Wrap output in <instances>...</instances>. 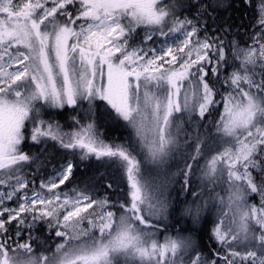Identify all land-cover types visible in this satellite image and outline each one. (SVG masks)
I'll return each instance as SVG.
<instances>
[{"label":"snow or ice","instance_id":"1","mask_svg":"<svg viewBox=\"0 0 264 264\" xmlns=\"http://www.w3.org/2000/svg\"><path fill=\"white\" fill-rule=\"evenodd\" d=\"M221 3L0 0V264H264V0L246 47L228 39L230 25L209 30ZM97 101L124 122L123 139L107 140L91 118ZM66 108L76 113L67 131L45 111ZM49 140L64 150L55 165L39 152ZM178 156L183 167L172 172ZM92 160L119 183L72 184ZM38 162L53 172L37 188L29 173ZM195 168L229 193L207 256L191 232L157 235L169 228L168 185L191 189ZM69 184L72 194L56 191ZM192 194L196 206L181 214L199 224L212 197L201 205ZM39 224L54 231V251L34 249Z\"/></svg>","mask_w":264,"mask_h":264},{"label":"trees","instance_id":"2","mask_svg":"<svg viewBox=\"0 0 264 264\" xmlns=\"http://www.w3.org/2000/svg\"><path fill=\"white\" fill-rule=\"evenodd\" d=\"M179 3L187 5L189 0H178ZM207 2L216 5L217 0H207ZM259 0H252V5L249 6L248 4L243 3V0H222L221 6L216 9L213 13L212 17L207 19V24L209 25V30L213 28H217L221 25L227 24L231 26V33L228 37L229 40L235 39L240 47H246L248 43H250V35H251V28L252 25L256 23V8L258 5ZM187 14L184 11H181V15ZM192 15H195L193 12ZM141 36L143 35V29H139ZM203 34V33H202ZM222 34V33H221ZM229 56L231 57V52L229 51ZM230 59V63H231ZM235 63H239V61H235ZM231 70V69H229ZM99 108L95 111V117L97 122L101 125L99 127L101 131L104 133V136L107 140H112L114 138L119 137L123 139L127 134V129L124 127V122L116 118L115 113L109 109L108 107H101L102 103H97ZM223 109L221 108L220 111ZM80 117L86 123L87 120L90 118L89 114L84 110H79ZM47 112H51L53 117L59 121V123L63 126L64 130L67 131L70 129L73 121L71 120V116L75 115L76 113L71 110H60V109H47ZM91 118L94 119V116ZM218 118V116H217ZM108 126V129L106 128ZM203 129L201 132L203 133ZM54 141H47L46 148L47 151H44V148H39V152L41 153V159L44 162H47L49 158L52 159V164H57L61 159L62 156L59 153H62L64 150L60 149L58 146H54ZM194 145V144H193ZM26 151H32L33 153L37 152V146L31 145L30 141L24 145ZM207 151V150H206ZM206 159L200 160V165ZM79 163V162H78ZM202 167V166H201ZM39 169V170H38ZM199 168H195L194 174L196 175V170ZM53 172L52 166L43 167L39 162L37 165L32 166V170L29 173V178L35 179L36 187H39V182L41 178L47 179L49 174ZM76 180L72 182L75 184L76 181H86L89 177H95L96 180H101L102 178L107 180L111 179L116 183H119L117 179V173L107 168L106 166L100 164L99 162L92 160L91 162L85 161L83 164H80L79 168L76 170ZM192 175V176H193ZM191 176V177H192ZM199 179V177H198ZM72 184H69L67 187L61 186L60 189H57V192H68L72 194ZM182 180L179 182L177 188L173 189L169 192V199H170V217L166 221L169 228L167 232L161 234L158 233V239L161 240L164 235H174L178 230H182L183 234L187 235L189 232L197 239L198 244L203 251L204 255H209L214 247H216V241L211 239V227L212 221L215 219V208L213 206L210 207L212 209L211 212H207L202 214L201 221L199 224H193L192 220L186 216L182 215V210L188 206L194 207V197L193 191L197 193H201V196L205 194H213L219 193L222 197L224 192L222 191H215L211 188L208 189L207 187L198 186L197 181L192 182L191 189H187L182 191L181 190ZM126 188V184L123 185ZM224 190H227L226 188ZM101 195L103 192L101 191ZM185 196V197H183ZM117 197H114L116 199ZM188 199L192 202L189 204L184 205V200ZM179 199V200H177ZM177 200V201H176ZM249 200L252 203L259 204V197L252 194L249 197ZM214 201V198L211 199ZM219 205V204H218ZM216 207V206H215ZM206 217V218H205ZM16 222L14 221L12 224L8 225L10 230V235L13 237V240L16 239ZM29 229L25 227H21V240L20 242H27L29 240L28 235ZM32 232V240L31 243L35 250L39 251L41 249L47 251L51 248L52 251L55 250V241L57 238L54 236V231L50 234L47 226L45 224H39L34 229L31 230Z\"/></svg>","mask_w":264,"mask_h":264},{"label":"rangeland","instance_id":"3","mask_svg":"<svg viewBox=\"0 0 264 264\" xmlns=\"http://www.w3.org/2000/svg\"><path fill=\"white\" fill-rule=\"evenodd\" d=\"M97 103H102V106L101 107H108L103 101H97ZM109 108V107H108ZM109 109H111V108H109ZM64 110H71V109H68V108H66V109H64ZM112 110V109H111ZM46 112H47V109L45 110ZM78 111V110H77ZM94 119L96 120V117H95V114H94ZM198 119V118H197ZM96 122H97V120H96ZM97 124H98V126L99 127H101V125L97 122ZM192 127H194V125H192ZM107 129H108V126L106 127ZM192 148L194 149V145H192ZM191 150V149H190ZM206 163V160L202 163V167H203V165ZM183 167V159L181 158V157H177L176 158V160L175 161H173L172 162V164H171V171L172 172H176L177 171V168H182ZM198 177H199V179H198ZM181 181V180H180ZM179 181V182H180ZM191 181L192 182H194V181H197V185L198 186H203V187H205V185H207L206 187L208 188V189H213V187H214V190L215 191H218L219 189V191H223L224 192V195H223V198H224V200H225V202H227V199H228V188H227V184L226 183H224V184H216L215 186H213V185H210V184H208V182H207V180H204L203 182H202V174H201V170H200V168L198 169V170H196V175H193L192 177H191ZM179 182H175V183H170L169 185H168V188H167V194L169 195V192L170 191H172L173 189H175V188H177V186L179 185ZM227 189V190H224V189ZM209 196H211L212 197V199L214 198V201H209V207H212L213 206V209L215 208V210H216V208L217 207H219L220 206V204H219V198L221 197V195L219 194V193H213V194H205V195H203V196H201V198L199 199V200H197V203H199V204H201V205H203V203H204V199H207ZM183 197H185V196H183ZM185 199V198H184ZM177 200H179V199H177ZM176 200V201H177ZM184 205H186V204H189V203H191L192 201L190 200H188V199H185L184 201ZM249 202L250 203H252L250 200H249ZM169 203H170V199H169ZM219 204V205H218ZM196 205H194V207H195ZM216 206V207H215ZM193 207V208H194ZM207 213V212H206ZM163 239H164V237H162V239L160 240L161 242H163Z\"/></svg>","mask_w":264,"mask_h":264}]
</instances>
